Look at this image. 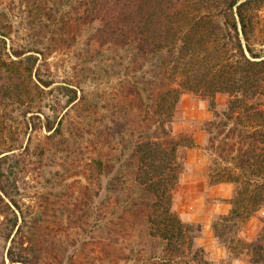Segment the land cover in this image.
Here are the masks:
<instances>
[{
  "label": "rangeland",
  "instance_id": "374dc122",
  "mask_svg": "<svg viewBox=\"0 0 264 264\" xmlns=\"http://www.w3.org/2000/svg\"><path fill=\"white\" fill-rule=\"evenodd\" d=\"M76 8L77 0H0V62L21 61L18 71L0 66V172L9 194L0 191V264H12L6 257L12 238L28 247L33 264H157L150 258L161 244L134 214L123 213L133 183L125 189L116 180L131 178L126 163L137 124H145L144 108L137 107L142 72L129 48L91 40L92 26L77 19ZM253 20L250 43L262 54L264 2ZM27 56L34 59L33 82L48 83L37 89L31 82L30 92ZM155 61H146L145 79L153 78ZM226 100L223 93L185 91L165 122L179 144L171 209L191 227L204 264H264V206L229 228L219 220L229 212L235 184L219 181L209 166L213 158L230 166L219 158H229L230 146L225 132L209 134L205 126L226 109ZM149 121L142 127L151 133L156 126ZM98 159L109 173L95 177ZM214 222L226 243L215 236ZM257 238L258 245L245 244Z\"/></svg>",
  "mask_w": 264,
  "mask_h": 264
},
{
  "label": "trees",
  "instance_id": "16d2710c",
  "mask_svg": "<svg viewBox=\"0 0 264 264\" xmlns=\"http://www.w3.org/2000/svg\"><path fill=\"white\" fill-rule=\"evenodd\" d=\"M263 2L77 0V19L92 26L91 40L102 46L129 48L133 51L131 63L137 62V71L142 72L137 80V100H140L137 107L144 108L145 113L140 124L147 126L150 120V125L156 127L150 133L137 124L140 126L137 140L126 163L132 170L131 178L116 180L125 189L133 183L134 189L126 192L123 213L134 214L146 235L159 241L160 253L150 258L157 264H181L185 258L188 260L185 264L193 260L205 263L202 250L194 245V235L189 234L191 227L171 209L172 189L179 174L176 162L179 144L168 137L165 122L173 116L183 92L208 97L218 92L227 97L226 109L215 112V118L205 126L209 134L225 132L224 139L229 140L230 146L227 160L219 154L221 161L229 162L230 166H219L216 158L209 166L219 181L235 184L229 212L219 216V220L229 228V222L247 219L264 206V53L255 51L250 43L253 15ZM150 57L156 59L151 66L154 75L145 79L147 71L143 67ZM25 63L30 92L32 56H27ZM18 64L21 61L0 62V66H12L14 71H18ZM37 81L39 84L33 82L37 89L48 85L40 78ZM210 104L213 107L212 100ZM230 121L234 126H225ZM51 126L46 122L45 129L49 131ZM213 140L212 136L208 138L210 148ZM107 168L102 159L95 160V177L109 173ZM4 175L1 171L0 191L7 196L2 184ZM213 228L215 236L226 243V233L218 232L217 222ZM16 230L20 233L19 227ZM258 241L259 238L245 244L254 247ZM30 254L27 246L11 239L6 252L10 263L33 264L35 260Z\"/></svg>",
  "mask_w": 264,
  "mask_h": 264
}]
</instances>
